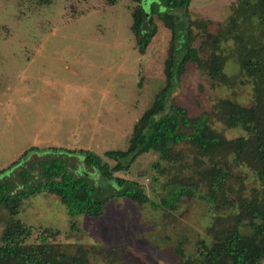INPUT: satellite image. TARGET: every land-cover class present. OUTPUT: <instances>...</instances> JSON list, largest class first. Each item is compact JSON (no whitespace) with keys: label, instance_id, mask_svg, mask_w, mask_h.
<instances>
[{"label":"rangeland","instance_id":"1","mask_svg":"<svg viewBox=\"0 0 264 264\" xmlns=\"http://www.w3.org/2000/svg\"><path fill=\"white\" fill-rule=\"evenodd\" d=\"M165 2L117 0L111 6L106 0H0V171H5L0 182L10 180L24 165L52 156L50 148L88 150L110 166L115 164L104 153L128 148L134 125L165 85L171 34L151 14L167 11ZM235 2L191 0L188 18L216 33L228 21ZM140 4L156 25L144 54L136 49L130 30L131 12ZM173 13L185 33L187 16L183 10ZM203 38L198 35L193 46L198 47ZM220 52L227 86H214L195 64H188L170 95V102L190 117L210 113L220 99L242 106L254 101L253 85L240 72L233 41L222 42ZM210 124L227 138L244 135L241 129H227L215 120ZM32 148L38 152L10 168ZM179 149L185 151L180 164H169L148 152L138 156L128 171L114 174L141 185L148 197L142 206L115 197L100 217H71L59 199L37 194L23 202L17 215L0 208V245L11 242L8 228L20 224L31 229L28 243L45 229L57 231L54 242L67 254L84 249L89 264H110L97 252L114 248H119L120 257L113 264H180V251L184 258L197 257L200 242H210L206 228L217 214L203 185L172 208L161 204L171 191L174 175L193 174L188 168L193 165L192 148ZM229 162L230 198L240 188L244 194L259 188L250 170L234 166L232 157ZM68 166L79 169V176L95 179L96 186L106 185L77 156L69 158ZM31 173L37 175L35 170Z\"/></svg>","mask_w":264,"mask_h":264},{"label":"trees","instance_id":"2","mask_svg":"<svg viewBox=\"0 0 264 264\" xmlns=\"http://www.w3.org/2000/svg\"><path fill=\"white\" fill-rule=\"evenodd\" d=\"M106 2L113 6L117 0ZM190 2L166 0L167 11H151L171 34L164 63L165 85L134 125L128 148L104 153L115 164L110 166L88 150L50 148L52 156L24 165L11 174L10 180L0 182V208L12 216L17 215L23 202L37 194L59 199L71 217H100L115 197L142 206L148 202V197L141 185L114 174L128 171L138 156L148 152L157 153L161 161L180 164L185 151L179 147L187 145L192 148L193 165L188 168L193 174L174 175L170 181L171 191L161 204L172 208L181 197L193 195L203 185L208 191L207 201L217 215L206 228L210 242H200L197 257L184 258L180 251V264H264V0H236L228 21L216 33L210 32L203 22L188 18ZM175 10H183L187 16L185 33L182 22L173 13ZM131 14L130 30L136 49L144 54L156 34V25L151 17H146L141 4L135 6ZM200 34L204 38L194 47L193 42ZM229 40L233 41L240 72L253 85V103L242 106L230 99H220L210 113L190 117L184 108L170 102L177 81L188 64H195L214 86H227L229 78L224 72L225 59L220 48L222 42ZM213 120L227 129H241L244 135L227 138L211 127ZM31 152H38V148L30 149L10 168ZM74 156L86 169L100 175L106 185L96 186L95 179L79 176L75 166L71 169L69 158ZM230 157L234 166L243 165L254 174L259 188L248 194L240 188L233 198L228 196L232 192ZM32 170L37 171V175L32 174ZM4 172L0 171V175ZM30 231L20 224L8 228L11 242L0 245V264H89L84 249L67 254L54 242L57 231L45 229L34 242L28 243ZM119 252V248H114L97 254L113 264L119 260Z\"/></svg>","mask_w":264,"mask_h":264}]
</instances>
